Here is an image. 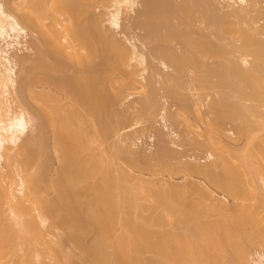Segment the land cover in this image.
<instances>
[{
	"label": "bare ground",
	"instance_id": "obj_1",
	"mask_svg": "<svg viewBox=\"0 0 264 264\" xmlns=\"http://www.w3.org/2000/svg\"><path fill=\"white\" fill-rule=\"evenodd\" d=\"M141 1L0 0V264H250L253 248L257 250L254 264H264V114L260 112L264 108V7L257 6L264 0H219L227 11L224 19L216 16V5L210 0ZM99 6L106 10L103 16L93 13ZM174 8L181 15L179 28L171 23ZM197 14L203 24L220 33L238 34L240 45L230 50L194 32L191 24ZM83 15L85 24L80 21ZM138 29L146 35L134 34ZM29 33H37L38 43L52 47L51 51L41 44L29 46ZM154 39L176 42L182 52L160 45L148 49ZM135 41L164 71L172 69L176 74L151 75L157 70ZM32 49L34 61L25 54ZM84 52H99L101 61L89 63ZM232 52L239 55L236 60L228 57ZM203 56L220 61L209 67L199 61ZM63 57L80 65L71 68ZM62 68L73 76L50 74ZM184 68L200 72L197 83L204 89L216 88L218 83L223 93L219 90L222 98L211 105L220 113L213 125L218 129L222 124L234 125L231 140L246 138L247 143L240 152L218 139V146L229 156L209 150L208 164L180 162L177 171L202 175L222 191L223 198L231 197L232 204L198 184L193 186L196 200L191 191L188 195V186L163 184L150 192L143 185L155 188L159 182L142 179L131 186L135 178L116 163L119 143L128 144V155H136L131 135L120 139L130 127L124 126L129 118L126 114L113 118L118 101L137 96L129 91L140 90V111L164 122L168 133L156 134L163 143L165 135L178 138V131L168 127L175 114L168 115L165 108L158 114L153 85L159 81L153 76L175 81ZM209 76L219 81L211 84ZM249 101L262 107H249ZM204 102L199 100L200 108ZM253 130L263 133L253 135ZM208 133L204 142L195 144L216 145ZM112 137H119L115 146L102 154L94 152L96 140L105 145ZM170 149L160 144L155 154H139L131 166H151L159 160L169 172L173 166L169 159L176 155ZM146 212L152 217H143ZM167 220L176 232L162 229ZM155 226L159 228L153 231ZM90 236L93 240L88 242ZM148 253L153 257H146Z\"/></svg>",
	"mask_w": 264,
	"mask_h": 264
},
{
	"label": "rangeland",
	"instance_id": "obj_2",
	"mask_svg": "<svg viewBox=\"0 0 264 264\" xmlns=\"http://www.w3.org/2000/svg\"><path fill=\"white\" fill-rule=\"evenodd\" d=\"M164 1H169V0H164ZM210 1L213 2V3H215L214 5H216V8H217V12H216L217 15L216 16H218V17L220 16V18L224 19V15H225V18H226L227 11L225 9H223V6L220 4L219 0H210ZM139 2H142V1L139 0ZM257 6H258V8H263L264 7V4L257 5ZM99 7L98 8L95 7L93 9V13L96 14V15H101L102 14L101 16H103L106 13V10L102 7L104 9L103 10L101 8V6H99ZM140 7H141V5L138 7L137 10L142 9V7L141 8ZM177 10H175V8H174V11L173 12L175 13V17L173 16L174 18L172 19L171 23H173L174 25H176L179 28V26L182 25L181 24L182 21H180V19H181L180 16L181 15H179L177 13L178 12ZM197 15H198V17H200L199 14H197ZM198 17H197L196 20L192 21V24H191V26L193 27L194 32H197V33L200 32V34L207 36L215 44L227 45L230 50L234 46L235 47L236 46L238 47L240 45V43L237 42L238 34L230 33L232 31H230V32L229 31L228 32L226 31L224 33H220L217 30V28H215V27L214 28L208 27L207 25L203 24L202 23L203 22L202 18L200 17L198 19ZM232 20H234V19H232ZM80 21L83 22L84 24L87 23V20L85 19L84 15L80 17ZM231 22H233V21H231ZM124 23H125V21H123V25L126 26L127 23L126 24H124ZM235 23H236V21H235ZM163 24H164V22H163ZM105 25H106L105 28L108 27V23H106ZM181 29H183V28H181ZM134 32H132V33L136 34V32H137L136 35H139L140 34V36H144V34H145V32L140 31V29H138L137 31H134ZM132 33H130L129 36H131ZM218 34H219V40L217 38L218 37ZM193 36H195V35L194 34L193 35L191 34V37H193ZM119 37H121L122 39H124L123 38V35H121ZM38 38L39 37H38L37 33H34V34L33 33L32 34L29 33V36L27 37V40H28L27 42L29 43V46H31V45L33 47H35L36 45L40 46L39 44H41V43L40 42L38 43ZM261 38L264 39L263 37H261ZM154 40L148 46V49L149 48H155V47H158L160 45V46H164V47L166 46L168 48H174V49H176V51H178V53H181L182 52L181 51V45L180 44H177L176 42H174V43L173 42H169V43H165L164 44L163 42L160 43V41H156L157 39H154ZM135 43L137 44V46H139L142 49V51H145V52L147 51L146 48L144 50V48H142V46H140L141 44L139 42L135 41ZM41 46H42L43 49H46L47 51L48 50L51 51V48L52 47L50 48V46L43 45V44H41ZM33 47H31V48H33ZM190 49L192 51L193 50L195 51V48H193V47H190ZM147 53L148 52H146L145 55L147 57L148 63L151 64V66H153L157 70L156 73H155L151 69H149V71H148L149 73L151 71L153 73H155V74L150 73L151 75L156 76V74L158 72L159 73H162L163 72L162 74H166L167 73V74H170V75L171 74H173V75L176 74L174 72V70H172V69H170L168 71H164L163 68L161 67L160 62L157 59L154 60L153 58H150L151 56L149 54L147 55ZM25 54L26 55L30 54L28 56H30V60H32V61H34L36 59L35 49H32L30 51H26ZM83 54L87 56L86 60L89 63H91V64H98L101 61V56H100V53L99 52L97 54H94V55L92 53L88 55L85 52ZM228 57L230 59L233 58V59L236 60L239 57V55L238 54H234L232 52V54L230 56H228ZM203 58H204V56H203ZM62 59L64 60V62L69 63V65L71 64L70 65L71 68H72V66L73 67H77V65L79 64L78 62L75 61L74 58L68 59L66 57L65 58L63 57ZM199 61H201L205 65L211 67L213 65V62H215V61L217 62V61H220V60H218V59L217 60H215V59L214 60H211L209 57L208 58L205 57L204 59H201L200 58ZM22 67H23L22 65L21 66L19 65L18 66V69H17L18 70V73L20 72V75H21V72H22V69H23ZM209 67H207V68H209ZM66 70L67 69L64 70L62 68L61 69V72L53 71V72H50V74L53 75L55 78H58V77H60L62 75H63V77L65 75H67V77L73 76L72 75L73 73H70V72L67 73ZM204 70H207V69H204ZM62 71H65V72L62 73ZM201 72H203V71H201ZM199 73H200L199 71H196L194 69L184 68V70L182 72V75H181V78L179 77L178 78L179 80L178 79L175 80V81L173 80L174 82L172 80L171 81H168L167 78H166V76L165 77H162L163 79L161 77H159V76H158L159 78L153 76V78H155L157 81H159V82H157L156 84L153 85V87L155 86L154 90L156 91L155 94L157 95V96L155 95L156 96V99H155V96H153L154 97L153 100L155 99L154 101H156L155 103L157 105L158 114L159 113H162L161 110H163V108L166 109V113H168V115L175 114L176 119L171 118V119H173V121L169 119V121H168L169 123L168 122L167 123L169 125L168 126L169 129H172V131H178L177 133L179 135L178 136L179 140H178L177 137L175 138L174 136L171 137V136L165 135V139H164V143H163V141L159 137H157L158 136V135H156V134H158L157 132H163L164 134H167L168 132L164 128V122L158 116L156 118H151V115L150 116H149V114L146 115V113H143V112L140 111V105H139V103L137 105V102L140 99H142L141 98L142 96L141 95H138L139 92H141L140 90H136V91L135 90H132V92L129 91V93L137 94L138 97L135 96L137 98H135L134 96H132L133 98L131 97L132 99L130 98V100H125V101H121L120 100L121 101L120 104H119V101H118V103H116L118 105L117 106L116 105L114 106V111H116L118 113H117V115H115L116 114V112H115L113 118L118 119L120 117V115H121L120 118H122V115L126 114L127 115V118H129V120L130 119L132 120V122L129 121V120H127V122H129L128 124L125 123L126 125H124V126L126 128H128L129 126L130 127L132 126V127H131V129H130V127L127 130L125 129L124 130L125 132L122 131L123 133H121L122 136L120 137V139L126 137L127 135H129V136L131 135L130 137H132L134 139V141H133L134 142V145L132 144L131 149L134 152V154L136 153L137 156L135 155V157H139L140 155H143L142 153H145V154L147 153L146 156L147 155L155 154L157 152V150L160 148V144H161V147H163L164 145L168 146V148H171L170 150H172V151L174 150L173 151L174 152V155L175 154L177 155V156L175 155L172 158V160L169 159V161H171V163L169 162V164L170 165H173L172 166V169H170L169 172H168V169L166 170L164 167H163L164 169L161 168L162 167V163L160 164V161L159 160L152 162L151 166L150 165H139L137 167L136 166L134 167V166H131V161L134 160V158H135L134 155H130V154L128 155V153L126 152L127 151V148H128L127 147L128 144L126 145V144H123V143H119L121 148H120V152H119V149H118V153H119L118 156L119 157L117 158L116 163L119 166H121L124 169H126L135 178V180H133L130 183L131 186L132 185L135 186L136 184H138L137 182H140L141 179L142 180H145V181L146 180L147 181L155 180V182L156 181L159 182V184L155 188L150 187L148 185V183L143 185V189H145L147 191H150V192H152V191H154L156 189H161L162 188L161 186H163V184H170V185L181 186V187L188 186V188H189V189L187 188L188 195H189V192L191 191L190 194H193V196H194L193 197L191 195V198H193L194 200H196L195 198L198 197L197 196L198 194L196 193V190L193 189L194 188L193 186H195V185L198 184L197 186L200 185L199 187H202V189L206 187L204 190H206L208 193H210V191H211V194L210 195H212V196L214 195V197L217 196V198H219V199H222L223 198V193H221L222 191L219 190V189H217L216 187H213V185L210 184V182H208V180L205 181V178H202L203 177L202 175H197L195 173H190V172L185 173L184 171H181V170L180 171L179 170L177 171V169H179L178 163L180 164V162H190L191 164L196 163V162L197 163H201V164H208V162H210V161H208V158L206 157V155L208 154V151L209 150H210L209 152L213 151L214 152V155H216V154H223L222 152H224V153H226V155L224 154L225 156H229L227 154V152L224 151L223 148L220 149V147L218 146V144H217V142H218L217 140L218 139L220 140V142L224 141V142H222L223 145L228 146V147L229 146L230 147L232 146L231 149H234V150L240 151V152H242L241 150H243L245 148L246 143H247L246 142V138H242V140L239 139V140L236 141V140H234L235 139L234 136L233 135L231 136V134H230L229 131H230V129L231 130L233 129L232 127L234 125L233 126H230L232 124H230V125L229 124H224V125L222 124V127L220 129L216 128L215 125H213L215 119L217 118V115L219 116L220 113L218 111L219 109L217 110L216 108H213L211 105H212V103H215V102L217 103L219 101V99L222 98L221 97L222 95L220 96L219 93L220 92L223 93V92L220 90V88L219 89L217 88V84H218L217 82L219 80L217 81L216 80L217 78H214V77L212 78V76H209L210 77L209 81H211V84H212V81L214 80V83H217V84H215V86L213 84V86L216 87V88H213V87L210 88L211 85L208 88L205 87V89L203 88V86L200 87L199 84L197 83V78L199 76ZM204 73H205V71H204ZM147 74H146V76L148 77L149 74L148 75ZM219 90H220V92H219ZM125 93H127V92H125ZM125 93L122 94V98L124 97V95H126ZM170 93H172V94H170ZM153 95H154V93H153ZM229 95L231 96V94H229ZM232 96H231L230 99L231 100H235V96L233 94H232ZM232 98H234V99H232ZM200 99L203 102L205 100V102H204L205 104L203 103L201 108L198 105ZM31 103L33 105V103H35V102H32L31 101ZM53 104H55V103L53 102ZM246 105L249 106V107L254 106L255 108H257L258 106L262 107L259 103H257V102L256 103L255 102H250V101L249 102H246ZM199 108H200V110H199ZM257 109H260V108H257ZM159 110H160V112H159ZM210 110H211V112H210ZM216 111H218V112L216 113ZM122 112H123V114H122ZM260 112H262L264 114V108H261L260 109ZM142 113H143V115H142ZM177 114L180 117L177 116ZM116 116H117V118H116ZM182 117H184L185 120ZM187 117H189V118L187 119ZM201 118H202V120H201ZM254 119L255 118H253L252 121H254ZM174 120H176V123H175ZM187 120H189V121H187ZM260 120L262 122V119H260V117H259V120L258 121H260ZM256 122H257V120H256ZM137 123H138V125H137ZM257 123H259V122H257ZM195 125H196V127H194ZM224 126H225V128H224ZM188 128H189V130H188ZM209 131H210L211 134L208 133ZM224 131H226V132H224ZM255 131L254 130H253V132L251 131L253 133V135H262V133H263V132H258V131L255 132ZM170 132H171V130H170ZM251 132H250V134H251ZM196 133H197V135H195ZM207 133L210 136L212 135V137L214 136V139L216 140V142H215L216 145H212V146H209V147H206V148H203L201 146L202 147L201 148L199 146L200 145V142L202 143V142H204L206 140V138L208 137V135H206ZM140 134H142V136ZM49 135H50V141H49V143H50V146H51L52 145L51 134H49ZM182 135H183V137H182ZM198 135H201V136H198ZM139 137L142 138V139L139 140L138 139ZM184 137H190V138H187V140H184L183 139ZM199 137H202V138H199ZM232 137L234 138L233 139L234 141L231 140ZM115 138L116 137L110 138L108 140L109 143H107L105 145H100V143L98 142V140H96V142H94L92 144V147L94 149V152L96 154H102L103 151H105V150L107 151L108 148H111V147L115 146L116 145V142H118L116 140H119V137H118V139H115ZM133 139H131V140H133ZM189 139H192V140L189 141ZM202 139H204V140L202 141ZM181 140H182V142H180ZM174 141L176 142V145H174ZM172 142H173V144H172ZM196 142L199 143V145L198 144L196 145L195 144ZM254 142L256 144L257 143V140H255ZM125 145H126V147H124ZM179 145H180V147H179ZM210 147H211L212 150L210 149ZM214 147H216V148H214ZM148 148H150V149H148ZM146 150H147V152H145ZM221 150H223V151H221ZM213 152H211V153L213 154ZM124 153H125V155H124ZM50 155L52 157L53 163H56L51 148H50ZM104 156H106V155L104 154ZM158 162H159V164H158ZM177 166H178V168H177ZM175 169L177 171L176 173H175ZM217 173H220V172L217 171ZM137 187L139 188L140 186H137ZM192 191H193V193H192ZM195 194H197L196 195L197 197H195ZM225 197L227 199H225V198H223V199L226 200L227 203H231L232 204V201H231L232 198L231 197L228 198L227 195H225ZM151 215H152L151 212H146L142 216L145 217L146 219H148V218L152 217ZM165 216L167 217V214H165ZM143 221H145V220H143ZM143 221H141V222H143ZM170 221L167 220L166 223L164 224V227L162 229L165 232H167V233L176 232L177 231L176 230V227L174 228V225L172 226ZM158 228L155 226L153 228L154 230L153 229L152 230L153 231H156ZM177 228L179 229V227H177ZM159 230H161V229H159ZM117 234H121V230H118L117 231ZM92 240H93V236H90L87 239L88 242H91ZM66 248L68 249V246ZM260 251H263V250L260 249ZM251 252H252V255L253 256H252V259L250 261V264H254L253 261H256V259H257L256 255H255L256 252H257L256 248L251 249ZM146 257L150 258V257H153V255H152V253L151 254L148 253L146 255ZM72 264H79V262H77V261L75 262L74 261Z\"/></svg>",
	"mask_w": 264,
	"mask_h": 264
}]
</instances>
